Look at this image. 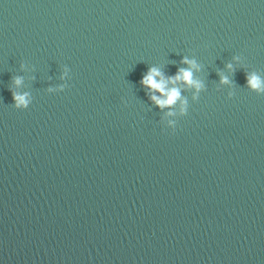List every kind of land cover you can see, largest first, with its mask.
Listing matches in <instances>:
<instances>
[{"label":"clouds","instance_id":"1","mask_svg":"<svg viewBox=\"0 0 264 264\" xmlns=\"http://www.w3.org/2000/svg\"><path fill=\"white\" fill-rule=\"evenodd\" d=\"M234 61H241L242 57L235 55L232 58ZM180 63L188 65L187 68H180L177 71V74L173 77L164 78L162 73L155 67H150L147 73L140 80V84L147 87L152 93H160V96L152 94L149 96V99L154 102V104L163 109L165 107H171L176 105L178 101L181 103L180 114L186 116L188 114L187 101L181 99V89L179 87H168L169 84L175 85L177 82H182L187 85L189 88H194L196 94L204 87V85L193 78V69H198V65L195 59H189L184 57ZM23 67V65H21ZM227 68L232 69L233 64L228 63ZM247 80V87L254 91L257 95H264V78L257 75L256 73H245ZM219 75V73H218ZM22 83L21 77H14L13 84L19 86ZM221 84H229V78L227 76H220ZM11 91V89H10ZM51 91V89H49ZM194 94L193 99H197V95ZM232 96V93H229V97ZM12 98L14 101V107L16 109H27L29 107L30 101L28 99L27 93H17L12 92ZM168 115H174V113L169 112ZM170 129L172 130L171 134H175L177 122L169 121Z\"/></svg>","mask_w":264,"mask_h":264}]
</instances>
